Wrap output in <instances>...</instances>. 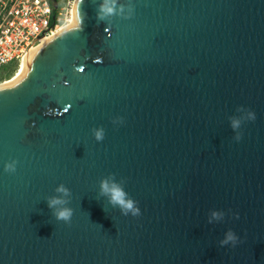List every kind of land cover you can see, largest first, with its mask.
<instances>
[{
  "label": "water",
  "instance_id": "obj_1",
  "mask_svg": "<svg viewBox=\"0 0 264 264\" xmlns=\"http://www.w3.org/2000/svg\"><path fill=\"white\" fill-rule=\"evenodd\" d=\"M129 2L100 21L76 0L0 86V264H264V0ZM238 107L256 119L236 141ZM113 176L139 216L101 194ZM61 184L70 223L48 207Z\"/></svg>",
  "mask_w": 264,
  "mask_h": 264
},
{
  "label": "built area",
  "instance_id": "obj_2",
  "mask_svg": "<svg viewBox=\"0 0 264 264\" xmlns=\"http://www.w3.org/2000/svg\"><path fill=\"white\" fill-rule=\"evenodd\" d=\"M75 0H0V69L20 65L42 40L67 26Z\"/></svg>",
  "mask_w": 264,
  "mask_h": 264
},
{
  "label": "clouds",
  "instance_id": "obj_3",
  "mask_svg": "<svg viewBox=\"0 0 264 264\" xmlns=\"http://www.w3.org/2000/svg\"><path fill=\"white\" fill-rule=\"evenodd\" d=\"M80 5L83 0H79ZM127 13V14H125ZM134 14V7L131 2H129L127 8L125 5L119 4V0H102L98 10H97V20L103 21L110 16H120L123 19H131ZM84 16L81 15L78 30L81 29L83 24ZM107 31V29H105ZM97 62H102L98 60ZM82 71L83 69H78ZM70 107V106H69ZM68 111V108L64 109V113ZM237 112L242 113L239 117H229L230 126L236 136L234 139L239 141L242 138L240 129L242 124L246 121H255V113L251 110H245L243 107H238ZM246 113V114H245ZM46 115H52L53 110H49L45 113ZM114 124L123 123L122 118H117L113 121ZM94 138L97 142H102L105 137V132L102 127L92 129ZM16 161H11L4 166V171L7 173H14L16 171ZM101 194L109 197V204L112 207H118L120 212L124 216L131 214L133 217L140 215V209L137 202L134 201L126 191H124L122 183L114 182V176L106 178L100 183ZM55 191L60 194L58 196H53L48 198V207L54 209L53 215L57 221H63L64 223H70L73 216V209L69 207L70 200L66 199L71 196V191L65 187L63 184L57 186ZM217 214L214 212L213 216ZM239 217L237 216V219ZM237 235L229 231L226 233V237L221 241V246H227L231 244L233 247L238 243Z\"/></svg>",
  "mask_w": 264,
  "mask_h": 264
},
{
  "label": "bare ground",
  "instance_id": "obj_4",
  "mask_svg": "<svg viewBox=\"0 0 264 264\" xmlns=\"http://www.w3.org/2000/svg\"><path fill=\"white\" fill-rule=\"evenodd\" d=\"M72 18H73V15H72ZM71 25H72V19L67 26L60 28L57 33L68 30L71 27ZM50 38L51 37L42 40V42L37 47L30 50L29 53L27 54V56L21 61L19 68L17 69V71L15 72L13 77H11L8 80H5L3 83L0 84V86L9 85V84L15 82L26 71V68H27L31 58L33 57V55L38 51V49L42 45H44L47 41H49Z\"/></svg>",
  "mask_w": 264,
  "mask_h": 264
},
{
  "label": "rangeland",
  "instance_id": "obj_5",
  "mask_svg": "<svg viewBox=\"0 0 264 264\" xmlns=\"http://www.w3.org/2000/svg\"><path fill=\"white\" fill-rule=\"evenodd\" d=\"M19 68L18 65L9 64L0 69V84L3 83L5 80L10 79L13 77L17 69Z\"/></svg>",
  "mask_w": 264,
  "mask_h": 264
}]
</instances>
